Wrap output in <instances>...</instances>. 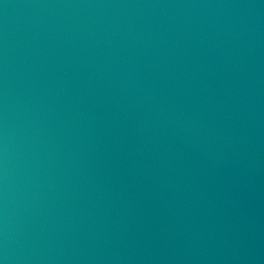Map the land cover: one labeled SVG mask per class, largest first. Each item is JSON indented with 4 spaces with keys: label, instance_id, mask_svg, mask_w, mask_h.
Returning a JSON list of instances; mask_svg holds the SVG:
<instances>
[{
    "label": "water",
    "instance_id": "water-1",
    "mask_svg": "<svg viewBox=\"0 0 264 264\" xmlns=\"http://www.w3.org/2000/svg\"><path fill=\"white\" fill-rule=\"evenodd\" d=\"M264 187V0H0V264H147Z\"/></svg>",
    "mask_w": 264,
    "mask_h": 264
}]
</instances>
